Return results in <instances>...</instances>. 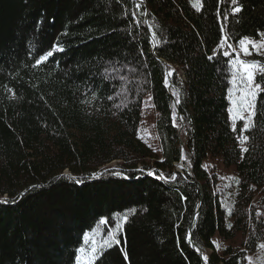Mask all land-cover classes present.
Returning a JSON list of instances; mask_svg holds the SVG:
<instances>
[{
  "label": "trees",
  "instance_id": "1",
  "mask_svg": "<svg viewBox=\"0 0 264 264\" xmlns=\"http://www.w3.org/2000/svg\"><path fill=\"white\" fill-rule=\"evenodd\" d=\"M194 2L0 0V264H77L84 235L99 242L117 213L119 243L94 264H247L264 238V92L241 144L219 45L258 39L264 0H237L235 15L231 0ZM146 94L158 150L138 135ZM209 157L234 167L227 186Z\"/></svg>",
  "mask_w": 264,
  "mask_h": 264
},
{
  "label": "snow or ice",
  "instance_id": "2",
  "mask_svg": "<svg viewBox=\"0 0 264 264\" xmlns=\"http://www.w3.org/2000/svg\"><path fill=\"white\" fill-rule=\"evenodd\" d=\"M231 3L235 5L231 9L232 14L235 15L236 13H239L241 11L240 6L237 4V0H231ZM137 9H139L140 5L136 4ZM193 7L200 11L202 7V0H195L193 3ZM225 19L227 17L225 16ZM221 31H225V29H221ZM262 37H264V33L258 34ZM153 39L155 42V33H153ZM229 37L227 35L224 36V38L220 41L219 48L221 50V53L225 57H229V63L231 65L232 71V79L230 83L233 85V88L229 89V104L228 107V114L229 119L232 121V130H237V122L243 121V126L240 128L241 135L238 137V140L241 144H244L248 137L243 135V133L249 131L250 127L252 126V118L255 115L254 107H255V101L257 98V95L260 92H264V87H262L260 82H257V75H259L261 78H264V64H261L258 60H245L241 59V52L244 56H251L252 51L249 50V46H251V49L256 51L257 54H261L264 52V39L260 41H256L254 39H251L249 37H242L238 39V46L240 51L236 53V56L234 59H232V52L236 51L233 48L232 44H228ZM225 48L231 49L232 51L224 50ZM58 50L63 51L62 48H58ZM53 55L52 51H48L47 53L40 55L39 58L36 60V63L33 65V67L39 66L42 63L46 62L50 56ZM209 59H212L213 57H208ZM167 83V80H165ZM235 93H238V95H234ZM174 95H177L176 103H179V96L177 93H174ZM247 113V115H245ZM175 119V115H174ZM242 151L246 152L248 149L242 148ZM181 159H186V157L181 156ZM181 167H183L181 165ZM118 174V173H117ZM149 175L155 176V172H149ZM158 178L164 179L165 182H167L168 179L175 180L176 175L172 174V176L169 177H163L160 176ZM76 183H81L82 181H75ZM238 183V181H237ZM15 202V201H13ZM0 203H8L7 200H0ZM133 212L135 210H132ZM116 216L118 219L112 226H109L107 229V236L105 238H101L99 242H97V239L95 238V229L92 230L91 237L89 234L84 235L85 245L77 249V255H76V262L77 264H94V261L100 254H102L103 251H105L108 247H111L114 243H119L117 237V234L122 231L123 223L127 222L128 219V213H124L122 216L121 214L117 213ZM108 221L106 219H100L98 221L99 225H107ZM186 239L191 242V233H189L186 236ZM259 248L264 249V243H261L257 245ZM123 251V250H122ZM80 253L84 254V258L82 259ZM125 259L127 260V253L124 252ZM205 264H207V257H203ZM248 264H252V258L246 257Z\"/></svg>",
  "mask_w": 264,
  "mask_h": 264
},
{
  "label": "rangeland",
  "instance_id": "3",
  "mask_svg": "<svg viewBox=\"0 0 264 264\" xmlns=\"http://www.w3.org/2000/svg\"><path fill=\"white\" fill-rule=\"evenodd\" d=\"M244 37H247V36H244ZM262 39H264V37L260 36L258 39H254V40L260 41ZM235 50L236 51H234L233 59L235 58L236 53L240 51L239 46ZM249 50L252 51V55L257 54L256 51L251 49V46H249ZM262 54H264V52H262L259 55H262ZM252 55L244 56L243 53L241 52V59L255 60L252 58L253 57ZM231 79H232V76L230 77V81ZM230 88H233V85L231 83L229 84V87H228V98H229ZM234 95H238V93H235ZM245 115H247V113H245ZM156 117H157V112L153 106L152 96L150 94H146L143 97L142 102H141V119H140V123L138 127V135L140 138L144 139L149 145H151L153 148L158 150L159 149L158 139H157L156 130H155ZM185 163L188 165V167H190L187 161ZM112 165H115L114 162H112L108 166H112ZM203 165L206 166L208 169H214V172L218 174L219 187L227 186L230 183L232 177L235 176L234 167L224 166L219 157H215V158L209 157L203 162ZM176 169H178V171ZM182 170H183V167H181V164H176L174 172L176 171V173L177 172L181 173ZM261 243H264V238L259 241V244ZM80 255L83 259L84 254L80 253ZM247 257L252 258V264H264V249H261L258 247V249L254 253L249 254ZM247 264H248V261H247Z\"/></svg>",
  "mask_w": 264,
  "mask_h": 264
},
{
  "label": "water",
  "instance_id": "4",
  "mask_svg": "<svg viewBox=\"0 0 264 264\" xmlns=\"http://www.w3.org/2000/svg\"><path fill=\"white\" fill-rule=\"evenodd\" d=\"M144 18L146 20L147 18V13L144 14ZM173 71V70H172ZM172 71H167L166 73V76H165V80H167V83H166V87L167 89L169 90V92L173 95V89L171 87V83H170V76H171V73ZM175 109L177 111V115L179 116V118L181 119V113L179 112L178 110V107L177 105L175 104ZM180 132H183V124L181 122L180 124ZM181 147H182V150H183V156L184 157H187L186 159H183L185 162L187 161L188 164L190 165V173L192 174V176L194 177V173H193V161H192V158H191V155L190 154H186V150L184 148V145H183V140L181 141ZM178 171V169H176ZM191 231V229L189 230ZM200 255L202 256V253L200 252Z\"/></svg>",
  "mask_w": 264,
  "mask_h": 264
}]
</instances>
